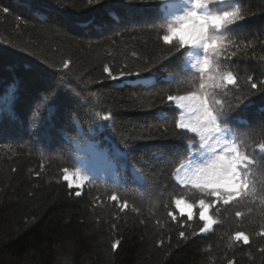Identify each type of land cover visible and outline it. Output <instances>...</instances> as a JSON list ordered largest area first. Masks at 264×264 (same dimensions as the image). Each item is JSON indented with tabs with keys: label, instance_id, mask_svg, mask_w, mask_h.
<instances>
[{
	"label": "trees",
	"instance_id": "trees-1",
	"mask_svg": "<svg viewBox=\"0 0 264 264\" xmlns=\"http://www.w3.org/2000/svg\"><path fill=\"white\" fill-rule=\"evenodd\" d=\"M191 3L0 0V264H264V0L207 9L247 17L221 30L216 64L237 79L219 92L222 128L254 158L247 195L211 209L218 223L207 233L198 205L210 197L180 181L208 150L175 126L185 113L167 101L195 92L188 80L204 52L160 40L161 25ZM105 65L140 75L113 81ZM64 169L68 180L77 171L88 179L69 188ZM110 194L128 201L127 214ZM177 199L193 205L191 219Z\"/></svg>",
	"mask_w": 264,
	"mask_h": 264
},
{
	"label": "snow or ice",
	"instance_id": "snow-or-ice-1",
	"mask_svg": "<svg viewBox=\"0 0 264 264\" xmlns=\"http://www.w3.org/2000/svg\"><path fill=\"white\" fill-rule=\"evenodd\" d=\"M218 2H223V0H206L203 4L199 0H192V12H197L203 7L205 11L200 13V15L220 21L217 28L218 33L226 25H234L247 19L246 14L240 8L220 13H209L207 11L209 6ZM89 3L91 4L92 0H89ZM4 12L7 13L8 9H4ZM184 14L189 15L191 13L186 11ZM176 18L181 19L183 17L176 16ZM225 40L226 38L220 36L219 47L213 52L204 51L205 55L203 59L197 61V64L194 65V67H197L200 77L197 91L191 92L188 95H167V101L174 103L177 109L185 113V116H182L180 122L175 126L197 134L200 138V148L207 149L210 152V158L205 162L184 171L180 181L210 194V199H201L198 205L199 219L203 222L200 229L202 233L209 232L213 225L218 223L209 215L211 209L221 203L225 206L230 205L232 202L238 201L247 195L250 186L247 169L254 159L250 158L247 154H241L234 142L221 143L222 137L226 139L230 135L226 129L221 127L222 120L229 116V112L225 111L224 101L217 99V92L218 90L223 92L226 87L237 84V79L231 71H221L219 65L213 63V57L220 55ZM63 68H69L68 60L63 61ZM103 72L107 73V78L113 81L120 80L126 76L140 75L139 72L131 70L114 74L107 65L103 67ZM248 79L250 81V88L256 90L258 85L255 80L252 77ZM260 89L264 90V81L260 82ZM224 94L226 95L227 93ZM108 119V116L104 117L105 121ZM260 147L264 149V144ZM183 168L184 166L181 165V168L176 169V172L180 173ZM73 176L76 177L74 181L68 180V171L64 169V178L68 180L69 188L75 184V188L80 189L88 179V177L82 176L79 171L73 173ZM81 195V191H75L76 197H81ZM108 198L113 202H119L120 211L127 214L126 210L129 208L128 201H121L120 197L116 194H110ZM175 206L181 214H184L187 210L188 218H192L191 209L193 205L177 199ZM205 207L207 209L206 212L204 211ZM132 211H136V209L133 208ZM237 215L241 214L237 213ZM167 216L173 220L177 219L172 212H168ZM178 235L182 240L188 239V234L185 231H180ZM260 235L264 237V232H261ZM233 239L235 241H242L245 245L249 243V237L242 232H236ZM119 243V241L113 243L112 248L115 249ZM260 252L264 254V248H261ZM227 264H235V262L229 259Z\"/></svg>",
	"mask_w": 264,
	"mask_h": 264
},
{
	"label": "clouds",
	"instance_id": "clouds-1",
	"mask_svg": "<svg viewBox=\"0 0 264 264\" xmlns=\"http://www.w3.org/2000/svg\"><path fill=\"white\" fill-rule=\"evenodd\" d=\"M199 2L203 4L206 0H199ZM188 11L191 14L179 15L183 18L177 19L175 17L161 25V43L165 46H173L176 50L186 47H198L202 48L203 52H213L220 45V36L227 39L225 35L220 34L221 31L217 32L220 21L200 15V13L205 11L203 7L197 12H192L191 5ZM226 27L228 26L226 25L223 29ZM216 58L213 57L214 64L216 63ZM204 195L209 197L210 194L204 193ZM204 211H207L206 207Z\"/></svg>",
	"mask_w": 264,
	"mask_h": 264
}]
</instances>
